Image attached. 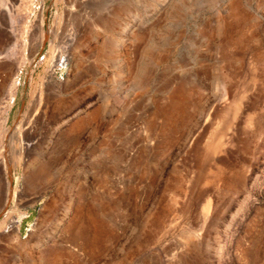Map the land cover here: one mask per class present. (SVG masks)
I'll return each mask as SVG.
<instances>
[{
	"label": "rangeland",
	"instance_id": "374dc122",
	"mask_svg": "<svg viewBox=\"0 0 264 264\" xmlns=\"http://www.w3.org/2000/svg\"><path fill=\"white\" fill-rule=\"evenodd\" d=\"M0 264H264V0H0Z\"/></svg>",
	"mask_w": 264,
	"mask_h": 264
},
{
	"label": "bare ground",
	"instance_id": "6f19581e",
	"mask_svg": "<svg viewBox=\"0 0 264 264\" xmlns=\"http://www.w3.org/2000/svg\"><path fill=\"white\" fill-rule=\"evenodd\" d=\"M40 165V164H39ZM38 165V166H39ZM37 166V167H38ZM36 167V168H37ZM43 167V165L41 166V168ZM44 168V167H43ZM36 170V169H35ZM34 170V171H35ZM39 172H40V170H39ZM38 172V173H39ZM36 175V174H35ZM36 177V176H35ZM39 177H41V176H39ZM80 212V211H79ZM19 216V215H18ZM14 220H12V218L10 219V220H8L9 222L8 223H6L7 224V229H6V232H13V236L16 238V239H18V235H19V233H18V230H19V223H20V220H21V217H15V218H13ZM16 219V220H15ZM6 226V225H5ZM46 263V262H45Z\"/></svg>",
	"mask_w": 264,
	"mask_h": 264
}]
</instances>
